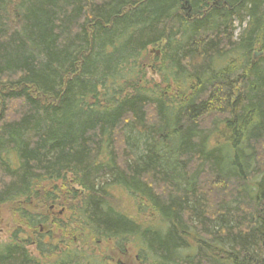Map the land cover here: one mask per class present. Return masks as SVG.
Here are the masks:
<instances>
[{
	"label": "trees",
	"instance_id": "trees-1",
	"mask_svg": "<svg viewBox=\"0 0 264 264\" xmlns=\"http://www.w3.org/2000/svg\"><path fill=\"white\" fill-rule=\"evenodd\" d=\"M256 50L264 0H0V205L71 175V222L93 239L150 264H264ZM16 237L0 264H91L45 241L40 259Z\"/></svg>",
	"mask_w": 264,
	"mask_h": 264
},
{
	"label": "rangeland",
	"instance_id": "rangeland-1",
	"mask_svg": "<svg viewBox=\"0 0 264 264\" xmlns=\"http://www.w3.org/2000/svg\"><path fill=\"white\" fill-rule=\"evenodd\" d=\"M232 21L234 34L238 36L248 24L249 17L244 15V21L242 23L237 16L233 17ZM160 48L161 45L160 47L150 48V57L146 60L149 65L145 64V66L148 67L147 79L150 81H160V77L155 71H151L152 61H154L156 54H159L158 50ZM262 57L264 58V52L262 53L256 50L255 54L252 56V60L256 62ZM71 177L72 176L69 175L66 180L46 183V189L44 190L43 188V190L40 191L41 199L37 198L30 201L21 199L15 203L0 205V242H9L14 239V236H17L16 239L19 238L20 242L32 239V241L36 240L39 244H43L44 241H46L50 244H58L60 248L64 245H68V247L71 248H80L84 246L89 252L94 249L97 253H104L108 262L112 259L111 264H117V261H121L124 264H146L144 260L141 261V258L139 259L137 249L136 251L129 247L125 253H122L118 251L113 241H103L97 244L90 236L85 237V241L83 242L85 236L83 232L84 234L87 232L83 231L81 227H76L77 224L70 222L74 219L73 216H75L77 211L71 210L69 207L78 204L81 200V197L76 194V191L80 190V187L73 184ZM47 192H50V194H47ZM45 196H48L47 201H44ZM116 203L118 205L121 204L120 201ZM21 208L28 209L32 213L42 214L47 217V223L36 227L25 224L19 219L18 210ZM44 234H48V236L42 237ZM45 246L50 247L47 244ZM27 248H29L31 253L33 252V254L41 256L33 243L27 245Z\"/></svg>",
	"mask_w": 264,
	"mask_h": 264
},
{
	"label": "flooded vegetation",
	"instance_id": "flooded-vegetation-1",
	"mask_svg": "<svg viewBox=\"0 0 264 264\" xmlns=\"http://www.w3.org/2000/svg\"><path fill=\"white\" fill-rule=\"evenodd\" d=\"M18 214H19V212H18ZM19 219L20 220H22L25 224H27L26 223V221L24 220V219H22L21 217H20V215H19ZM71 222V221H70ZM72 223V222H71ZM73 224H77L76 225V227H80V225L77 223V222H75V223H73ZM28 225V224H27ZM43 224H40V225H38V226H42ZM82 230L83 231H86L87 232V230H85L84 228H82ZM83 235H85L84 236V238H83V242L85 241V237H87V236H89V232H87V233H85L84 234V232H83ZM48 236V234H44L42 237H47ZM39 237V236H38ZM94 241H96V243L97 244H100V243H102L103 241L105 242L106 240H102V239H100V238H94ZM108 241H110V240H108ZM112 241V240H111ZM46 242V241H45ZM50 242V241H49ZM33 243V245H35L36 246V250L38 251V253L41 255V256H37L36 254H33V252H32V255H34V256H36V257H38V258H40V259H45V257H43V254L38 250V245H39V243L36 241V240H33L32 242H31V244ZM46 243H48V242H46ZM115 243V242H114ZM116 245V247H117V249H118V251L119 252H122V253H125L128 249H129V247L130 248H132V249H135L136 250V248L133 246V244H127V245H125V247L123 248V249H121L118 245H117V243H115ZM30 245V244H29ZM66 247V245H64L62 248H65ZM80 249H83V250H85V252H86V255L88 256V258H89V260H91V264H94L96 261H97V263L96 264H111V260H109V262L107 261V257H105V255H104V253L103 254H101V253H97L94 249H92L90 252L88 251V249L87 248H84V246L83 247H80ZM137 251V250H136ZM138 253V252H137ZM93 255V256H92ZM138 257H139V259L141 258V261H143L144 260V262L146 263V264H150V260H146V259H144V258H142L141 256H140V254L138 253ZM117 264H124V263H122L121 261H117Z\"/></svg>",
	"mask_w": 264,
	"mask_h": 264
}]
</instances>
